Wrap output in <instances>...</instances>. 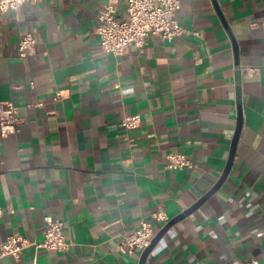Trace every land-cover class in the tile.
I'll return each instance as SVG.
<instances>
[{
    "label": "crops",
    "instance_id": "1",
    "mask_svg": "<svg viewBox=\"0 0 264 264\" xmlns=\"http://www.w3.org/2000/svg\"><path fill=\"white\" fill-rule=\"evenodd\" d=\"M106 1L0 10V103L13 102L21 120L17 134L0 133V248L12 235L42 242L48 215L65 221L72 244L0 264H140L125 239L219 184L240 119L225 181L146 264H264V1L182 0V36H150L122 56L106 54L96 32ZM25 32L37 44L21 57ZM135 115L141 126L128 132L121 121ZM171 153L195 167L170 169Z\"/></svg>",
    "mask_w": 264,
    "mask_h": 264
},
{
    "label": "built area",
    "instance_id": "2",
    "mask_svg": "<svg viewBox=\"0 0 264 264\" xmlns=\"http://www.w3.org/2000/svg\"><path fill=\"white\" fill-rule=\"evenodd\" d=\"M41 0H0V10H18L26 3H37ZM264 1V0H263ZM126 4L127 16H118L119 6ZM182 9V0H107L99 15L96 29L101 46L106 54L122 56L131 46L143 48L150 36H158L172 41L185 33L178 20V12ZM37 40L34 34L25 32L19 43L21 57L35 54ZM21 120L18 107L13 102L0 103V133L3 137L15 135L20 131ZM139 115L128 116L121 125L128 132L141 126ZM132 141V140H131ZM168 167L183 169L195 167L194 162L184 154H169ZM3 210L0 208V214ZM171 218L164 210H157L151 220L141 222L139 228L128 236L124 245L132 252L143 253L153 244L158 230L156 224H168ZM44 240L37 242L22 235L9 236L0 248V258L13 256L19 259L24 250L34 247L37 251L63 252L72 245L65 235V221L59 217L48 215L44 218ZM245 264H261L251 259Z\"/></svg>",
    "mask_w": 264,
    "mask_h": 264
},
{
    "label": "water",
    "instance_id": "3",
    "mask_svg": "<svg viewBox=\"0 0 264 264\" xmlns=\"http://www.w3.org/2000/svg\"><path fill=\"white\" fill-rule=\"evenodd\" d=\"M239 73V72H238ZM240 75L238 74V93L240 96ZM242 127V120L240 119V124H239V128L237 131V134L235 136V140H234V144H233V149H232V155L230 158V163L228 164L227 170L225 172V174L223 175V177L221 178L219 184L209 193L207 194V196H205V198H203L198 204H196L195 206H193L192 208H190L189 210H187L186 212H184L183 214H181L180 216H178L177 218H175L174 220L170 221L156 236L153 244L143 253L142 258H141V262L140 264H146L147 258L150 255V253L152 252L153 248L155 247V245L158 243V241L164 236V234L170 229V227H172L176 222L184 219L186 216H189L190 214H192L209 196H211L212 194H214L216 192V190L222 185V183L225 181L228 172L231 168L232 165V161L235 155V151H236V145L238 142V137H239V133Z\"/></svg>",
    "mask_w": 264,
    "mask_h": 264
}]
</instances>
